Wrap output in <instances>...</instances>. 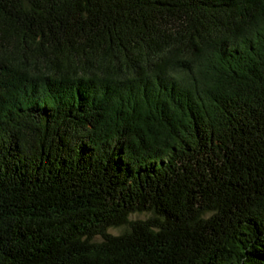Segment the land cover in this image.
<instances>
[{
  "label": "trees",
  "instance_id": "obj_1",
  "mask_svg": "<svg viewBox=\"0 0 264 264\" xmlns=\"http://www.w3.org/2000/svg\"><path fill=\"white\" fill-rule=\"evenodd\" d=\"M0 264H264V0H0Z\"/></svg>",
  "mask_w": 264,
  "mask_h": 264
},
{
  "label": "rangeland",
  "instance_id": "obj_2",
  "mask_svg": "<svg viewBox=\"0 0 264 264\" xmlns=\"http://www.w3.org/2000/svg\"><path fill=\"white\" fill-rule=\"evenodd\" d=\"M207 216H209V214ZM150 217H152L151 213H148V212L137 213L136 212L130 215L129 221H134V220L141 221V220H146ZM128 230H129V226H120V227L110 228L108 230V233L110 235H120V234H124ZM97 241H100V239H97Z\"/></svg>",
  "mask_w": 264,
  "mask_h": 264
}]
</instances>
